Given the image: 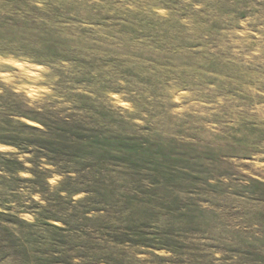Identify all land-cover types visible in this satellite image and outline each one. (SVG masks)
Here are the masks:
<instances>
[{
  "label": "rangeland",
  "instance_id": "1",
  "mask_svg": "<svg viewBox=\"0 0 264 264\" xmlns=\"http://www.w3.org/2000/svg\"><path fill=\"white\" fill-rule=\"evenodd\" d=\"M0 264H264V0H0Z\"/></svg>",
  "mask_w": 264,
  "mask_h": 264
}]
</instances>
